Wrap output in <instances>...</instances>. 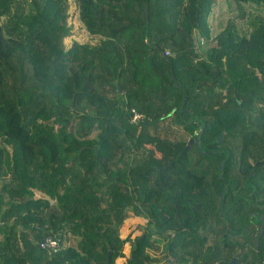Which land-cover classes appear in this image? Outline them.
Instances as JSON below:
<instances>
[{"label": "trees", "instance_id": "1", "mask_svg": "<svg viewBox=\"0 0 264 264\" xmlns=\"http://www.w3.org/2000/svg\"><path fill=\"white\" fill-rule=\"evenodd\" d=\"M217 1L76 0L98 42L66 48L69 0H0V264H149L154 235L167 264H264V18L214 35Z\"/></svg>", "mask_w": 264, "mask_h": 264}, {"label": "rangeland", "instance_id": "2", "mask_svg": "<svg viewBox=\"0 0 264 264\" xmlns=\"http://www.w3.org/2000/svg\"><path fill=\"white\" fill-rule=\"evenodd\" d=\"M70 7H69V17H68V24L71 27V33L64 39V43L66 48H69L73 42L78 41L81 43H91L95 44L98 42L97 37L91 36L87 30L84 28L81 20L79 19V7L76 3V0H71L69 1ZM238 12V15H237ZM242 10H239L236 8V6H232L229 3L227 4L223 0H218L212 14L210 15V25L213 28L214 35L216 33H219L220 31L224 30L226 26L228 25V22L230 19H233L234 22L236 23L239 31L241 33H247L251 29V22L252 20L257 17V16H263L264 18V6L262 7H257L256 4H247L244 6V15H242ZM5 20V19H4ZM97 133V131H95ZM2 145L6 146L7 148H10L3 139L0 140ZM148 220L144 216L136 215L135 213H130L127 219V222L125 223V228L124 232L125 234L132 232L133 237H136L140 235L144 229L146 228V225ZM157 235L153 236L154 243L159 247V249H152L149 248V254L152 257L151 263L152 264H163V251H162V241L163 239L161 238L160 240H156ZM76 240L71 237L70 239H66L64 246H69L75 244ZM226 250V260L228 255H232L236 253L237 255L234 256L230 261L229 264H232L233 259L242 257L241 250L240 249H234L235 251L231 249L224 248ZM233 251V252H231ZM163 253V254H162ZM157 261V262H154ZM241 262L239 264H245L244 259L240 260ZM123 261H120V264ZM149 263V264H151ZM165 264H167V260L165 261Z\"/></svg>", "mask_w": 264, "mask_h": 264}, {"label": "water", "instance_id": "3", "mask_svg": "<svg viewBox=\"0 0 264 264\" xmlns=\"http://www.w3.org/2000/svg\"><path fill=\"white\" fill-rule=\"evenodd\" d=\"M119 91H121V87H120V86H119ZM225 133H226V132H222V133L218 136V141H219V142L222 141V139H223L224 136H225ZM194 140H195L194 138H191V139L189 140L188 145H187L185 151L191 149V147H192V145H193V143H194ZM221 168H223V162H222V164H221ZM226 188H227V187H226ZM33 192H34V196H33V198H35V199H40V198H42V199H46V200H49L50 203L53 204V205H56V204L58 203V200H57V199H53L50 195H48L47 193H45V192H43V191H41V190H39V189H37V188H33ZM223 196H224V193H223V195H222V198H223ZM221 200H222V199H221ZM263 232H264V215H263V223H262V226H261V230H260L259 236H258V238H257V240H256L257 247L259 246L260 236H261V234H262ZM168 263H172V259L169 258V259H168ZM236 263H237V258H234L232 264H236Z\"/></svg>", "mask_w": 264, "mask_h": 264}, {"label": "built area", "instance_id": "4", "mask_svg": "<svg viewBox=\"0 0 264 264\" xmlns=\"http://www.w3.org/2000/svg\"><path fill=\"white\" fill-rule=\"evenodd\" d=\"M71 1V0H69ZM170 54L169 51L166 52ZM134 115L132 121L136 124L142 122L145 118L144 114L138 112L137 110L133 109ZM41 248L48 251L49 253H57L59 250L62 249V244L60 238L52 235H48L41 243ZM166 261V260H165Z\"/></svg>", "mask_w": 264, "mask_h": 264}, {"label": "crops", "instance_id": "5", "mask_svg": "<svg viewBox=\"0 0 264 264\" xmlns=\"http://www.w3.org/2000/svg\"><path fill=\"white\" fill-rule=\"evenodd\" d=\"M125 236H127V234H125ZM156 238H158V236L156 237ZM160 239V238H159ZM164 240L162 241V244H161V247H162V251H163V248H164ZM149 252V251H148ZM163 254V253H162ZM163 256H164V254H163ZM154 262H157V261H154ZM150 263H151V261H150ZM122 264V263H121ZM152 264V263H151Z\"/></svg>", "mask_w": 264, "mask_h": 264}, {"label": "flooded vegetation", "instance_id": "6", "mask_svg": "<svg viewBox=\"0 0 264 264\" xmlns=\"http://www.w3.org/2000/svg\"><path fill=\"white\" fill-rule=\"evenodd\" d=\"M163 261H164V263H163V264H165V257L163 258ZM167 263H168V259H167Z\"/></svg>", "mask_w": 264, "mask_h": 264}]
</instances>
